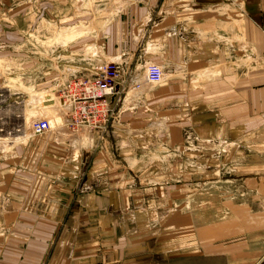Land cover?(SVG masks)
Returning a JSON list of instances; mask_svg holds the SVG:
<instances>
[{
    "label": "crops",
    "instance_id": "0c3cea01",
    "mask_svg": "<svg viewBox=\"0 0 264 264\" xmlns=\"http://www.w3.org/2000/svg\"><path fill=\"white\" fill-rule=\"evenodd\" d=\"M112 4L110 57L134 71L155 59L170 79L147 96L127 82L109 147L0 150V264H264V67L246 62L264 53V0ZM85 33L58 47L65 74L97 61L83 39L95 50L100 34Z\"/></svg>",
    "mask_w": 264,
    "mask_h": 264
},
{
    "label": "rangeland",
    "instance_id": "374dc122",
    "mask_svg": "<svg viewBox=\"0 0 264 264\" xmlns=\"http://www.w3.org/2000/svg\"><path fill=\"white\" fill-rule=\"evenodd\" d=\"M111 6H113L112 0H0V137L9 139L17 137L25 131L29 133L28 137L21 139L15 145H9L0 140V150L10 151L9 154L6 152L5 157L10 155L12 147H22L31 140L44 143L51 139L54 142L52 144H56L57 147H71L76 152L81 148L82 150H90L81 147L84 141L89 143L88 147H109L111 145L108 131L100 139H94V136L87 133L72 131L67 126V118L63 113L64 107L60 100L61 92H58L61 85L67 81V75H69V73L62 72L66 70V67L62 62L63 54L58 47L74 41L84 32L86 33L81 37L90 32L94 33L95 36L100 34V44H96L95 50H92L90 35H86L83 39L85 43L82 58L86 60V63L88 59H92V51H95L94 55L97 59L95 64L110 61L120 62L119 59L110 57L107 51L108 34L105 30L106 23L103 22V17L111 13L109 11L113 9ZM76 15H81V20L85 22L75 23L72 21L71 16ZM63 16L69 17L65 19L62 18ZM92 16L93 19H97L95 23L90 19ZM90 20L91 22L87 23ZM66 27L72 29H66ZM146 35L145 33L141 42L139 36L137 44L147 42L149 37L147 38ZM88 36L90 37L88 38ZM245 50L248 53V48ZM252 53L254 54L248 55L246 58L249 65L254 63L255 57L259 56L255 54L254 50ZM151 60L150 63L159 64L155 59ZM254 64L258 65L257 61ZM121 68L119 82L129 80L136 81V84L140 82L144 85L143 90L140 91L143 92V96H147L148 91L155 90L158 86L146 84L144 70L141 68L134 71L133 69H126L124 64ZM169 73L171 70L165 71L163 69V83L170 79L167 76ZM52 86L56 87L52 88ZM131 93H135L134 96L137 94L133 91ZM125 94L126 91L121 95L120 102ZM47 98L49 100H46ZM42 101L45 102V105L52 101L55 107L45 109ZM43 118L50 120L51 131L48 134L51 136L44 138L45 135H48L46 133L35 137L31 132V124ZM61 133L64 136H57ZM154 138L152 137V142L149 141L144 147H155L156 140ZM181 146L184 147L183 143ZM204 147H210V143L197 144V151L195 152L197 158L192 157L198 162V167L204 165ZM215 154L217 156L223 155L222 152ZM181 156L182 161L187 160L183 155ZM185 156L187 157L186 154ZM198 167L197 174L199 175L203 172V168ZM194 185L198 190L197 192H202L206 182L197 177ZM197 203L199 204V202Z\"/></svg>",
    "mask_w": 264,
    "mask_h": 264
},
{
    "label": "built area",
    "instance_id": "2783aa9c",
    "mask_svg": "<svg viewBox=\"0 0 264 264\" xmlns=\"http://www.w3.org/2000/svg\"><path fill=\"white\" fill-rule=\"evenodd\" d=\"M259 65L264 67V53L255 57ZM122 63L110 61L93 64L82 70L72 71L67 75L58 92L67 118V126L75 132H83L103 137L118 120V104L121 95L127 90L129 81H120ZM144 79L149 85L163 82V68L155 63H146ZM51 131V125L45 118L31 124L32 135L42 136ZM107 132V133H108Z\"/></svg>",
    "mask_w": 264,
    "mask_h": 264
},
{
    "label": "bare ground",
    "instance_id": "6f19581e",
    "mask_svg": "<svg viewBox=\"0 0 264 264\" xmlns=\"http://www.w3.org/2000/svg\"><path fill=\"white\" fill-rule=\"evenodd\" d=\"M77 30H78V32H79V29H77ZM76 33H77V32H76ZM80 33H81V32H80ZM70 35H71V34H70ZM68 37H69V36H68ZM71 41H72V40H71ZM255 62H256V60L254 61V63H255ZM46 105L49 106V107H51V106H52V107H55V106H54V103H53L52 101L49 102L48 104L46 103ZM52 107H51V108H52ZM47 120H48L49 123H50V120H49V119H47ZM50 125H51V123H50Z\"/></svg>",
    "mask_w": 264,
    "mask_h": 264
},
{
    "label": "water",
    "instance_id": "95a60500",
    "mask_svg": "<svg viewBox=\"0 0 264 264\" xmlns=\"http://www.w3.org/2000/svg\"><path fill=\"white\" fill-rule=\"evenodd\" d=\"M89 146V143L84 141L82 144H81V147H88Z\"/></svg>",
    "mask_w": 264,
    "mask_h": 264
}]
</instances>
